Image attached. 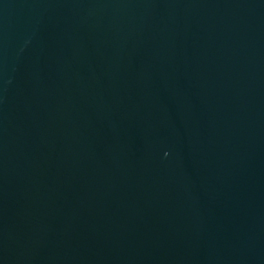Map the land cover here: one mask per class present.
<instances>
[{"label": "water", "instance_id": "95a60500", "mask_svg": "<svg viewBox=\"0 0 264 264\" xmlns=\"http://www.w3.org/2000/svg\"><path fill=\"white\" fill-rule=\"evenodd\" d=\"M0 264H264V0H0Z\"/></svg>", "mask_w": 264, "mask_h": 264}]
</instances>
